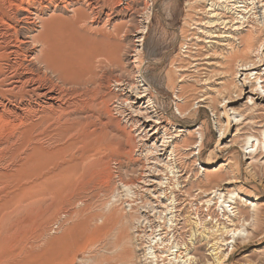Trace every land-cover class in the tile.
<instances>
[{
  "label": "rangeland",
  "instance_id": "374dc122",
  "mask_svg": "<svg viewBox=\"0 0 264 264\" xmlns=\"http://www.w3.org/2000/svg\"><path fill=\"white\" fill-rule=\"evenodd\" d=\"M212 1L111 0L116 9L123 8L124 11L122 16L113 17L112 25L105 26L111 32L115 30L117 41L123 49L121 58L124 67L116 69L115 74L123 80L136 83L138 79L132 49L139 44L138 30L147 27L142 70L155 87V104L160 105L157 106L158 111L168 118L164 125L171 121L168 128L173 134L180 128L186 130L179 133L181 137L177 140L197 143L204 135V149L200 158L185 154L198 153L196 149L180 150L183 154L181 159L187 166L178 173L180 177L176 180L180 182L179 187L174 191L168 188L171 173L169 176L166 171L154 172L155 177L153 173L150 174L146 166L153 165V155L146 152V147H135L130 157H120L114 153H96L92 156L90 163L108 159L109 166L104 172L100 169L78 170L57 175L53 181H47L34 189L27 188L31 182L23 179L21 172L10 167L18 155L17 145L13 144L12 149H4L5 146L0 145V216L5 217V225L14 227L5 236L0 235V264H133V250L128 240L133 237L135 228L145 229L149 220L155 225H165L157 211H163L162 217L166 216L168 221L171 211H166L163 205L170 203L165 195L172 196L171 192L176 196L172 210L175 231H169V239L175 234L180 244L189 243L197 207L201 213L204 212L203 219L208 220L206 228L212 229L220 223L228 225L230 222L225 218L230 216V219H234L237 211L236 208L232 209L234 204L229 206L231 202H222H235L238 198L239 206L247 209L250 216L247 221L236 220L240 223L236 235L237 247H233L235 239L231 235L227 237L228 242L233 243L223 248V252L229 255L225 264H264L262 229L255 238L249 237L255 222H258L254 216L257 207L261 210L262 218L259 221L264 229L263 83L261 80L257 83L258 90L249 84L244 88L245 92L239 95L236 86L237 83L242 85L245 82V74L232 77L228 72L223 73L224 69H228L225 55L230 47L227 46L228 42L211 38L210 33L216 29V34L227 31L233 23L225 29L220 23L209 24L216 20L210 17ZM0 4L3 6L2 0ZM258 5V19L253 14L254 10L248 14L243 9L237 10L243 13L241 16H247L241 31L243 34L248 33L253 25L264 37V0H260ZM215 12H221L225 20L236 16L233 12L225 13L223 10ZM104 21H101V26L94 24L92 27L101 29ZM238 42L234 44L241 48ZM248 55L252 59L256 58V53ZM7 60L0 47V62ZM262 69L264 72V67ZM221 82L228 83L229 89L220 88ZM114 92L113 114L121 118V104L117 102V97L121 99L124 95L118 88ZM180 93L185 98L181 102L189 104L185 115H181L176 107V103L180 102L176 94ZM229 98L232 100L228 101ZM204 104H207V108L202 107ZM259 141L262 143L258 152L263 153V156L248 159L253 156L249 154L251 151L256 153ZM252 142L257 146L252 148ZM136 143L139 144L138 141ZM256 163L260 164V168L254 169ZM146 176L157 181L164 178V184H145ZM229 179L232 184L224 186V181ZM122 183L133 184V188L127 189ZM214 190H218L216 196L209 194ZM158 195L159 201L155 197ZM31 197L38 200L33 201ZM207 199H212L211 212L206 211ZM221 204L227 211L226 216H223ZM30 223L33 227L28 226ZM146 240H143L145 246ZM211 244H196L200 246L197 254L202 259L200 264L213 262L212 257L207 255ZM126 249H130L132 254L126 256Z\"/></svg>",
  "mask_w": 264,
  "mask_h": 264
},
{
  "label": "bare ground",
  "instance_id": "6f19581e",
  "mask_svg": "<svg viewBox=\"0 0 264 264\" xmlns=\"http://www.w3.org/2000/svg\"><path fill=\"white\" fill-rule=\"evenodd\" d=\"M259 3L260 0H213L210 4V17L216 20L209 24L220 23L225 29L233 23L227 31L216 34V29L210 35L211 38L228 42L227 46L230 47L225 55L228 69H224L223 73L228 72L232 77H242L245 74V82L242 85L237 83L236 86L239 95L245 92L244 88L249 84L251 88H256L260 80L263 83L262 90L264 89V37H261V32L253 25L248 33L243 34L241 31L247 16H241L243 13L237 12L238 9H243L248 14L254 10L253 14L258 19ZM2 4L4 8L0 4V47L2 55L8 57V60L0 62V145H4V149H12L13 144L17 145L18 155L10 167L21 172L23 179L31 182L27 188L34 189L47 181H53L57 175L71 174L78 170L100 169L99 171L104 172L109 166L108 159L90 163L91 157L96 153L130 157L135 147H146V152L153 155L155 160L146 169L154 177V172L166 171L167 175L171 173L167 182L168 188L171 191L177 189L180 185L179 180H176L180 177L178 173L187 166L181 159L183 154L180 150L196 149L198 153L195 151L185 154L200 158L204 149V135L197 143L177 140L181 137L179 133L186 130L180 128L173 134L168 128L172 122L168 121L164 125L168 118L158 111L155 87L142 70L147 27L143 26L138 30L139 44L132 49L138 79L136 83L123 80L115 74L116 69L124 67L121 58L123 49L117 41L115 30L111 32L105 26L112 25L113 17L122 16L124 9H116L111 0H2ZM217 10L225 13L236 10L233 12L236 16L225 20L221 12H215ZM262 19L264 20V13ZM102 20H105L103 28L92 27L94 24L100 25ZM238 23L240 24L237 26ZM235 41H239L241 48L236 47ZM248 53H256V58L252 59ZM220 85V88L229 89L226 82H221ZM115 88L124 95L121 99L117 97V102L121 104V118L113 114ZM176 97L180 101L176 103V107L181 115H185L189 104L181 102L185 99L184 94H176ZM231 100L229 98L228 101ZM202 107L207 108V104ZM259 143L256 153H249L253 158L248 159L263 154L258 152L262 142ZM255 146L257 145L252 142L251 147ZM196 161L197 159L193 162ZM257 167L260 168L259 163L254 165V169ZM163 179L157 181L146 176L144 183L154 185L158 182L160 186L164 184ZM122 184L127 189L133 188V184ZM226 184H232L231 180H225L223 185ZM255 186L258 187L257 184ZM217 191L209 194L216 196ZM171 193L172 196L165 195L170 203L163 205L166 211H171L168 221L166 216L162 217L163 211H157L165 225H155L149 220L145 229L134 227L136 230L133 237L126 241L133 250V264H200L202 259L197 254L200 246L204 244H196L203 242L207 245L212 243L207 255L212 257L213 262L209 263L208 260V263L225 264L229 255L223 252V248L233 243L228 242L227 237L231 235L235 239L233 247L238 246L236 235L240 230L239 222L247 221L250 212L239 206L238 198L235 202L224 200L222 203L231 202L230 207L235 205L232 207L237 211L235 218L230 219L227 216L225 219L230 222L228 225L220 223L209 229L206 228L208 220L202 217L204 212L201 213L197 207L190 241L182 245L179 240L176 241L175 234L168 238L175 231L172 210L176 196ZM155 197L159 201L160 196ZM31 199L36 200L35 197ZM212 206V199H207L206 211L211 212ZM224 208L221 204L223 216H226L227 211ZM256 211L254 216L258 222H255L249 233L252 239L261 231L264 233L259 221L262 218L261 210L257 207ZM1 216L0 235L5 236L14 227L5 225L6 219ZM159 231L162 232L157 235ZM145 238L146 246L143 241ZM132 252L128 249L126 256Z\"/></svg>",
  "mask_w": 264,
  "mask_h": 264
}]
</instances>
